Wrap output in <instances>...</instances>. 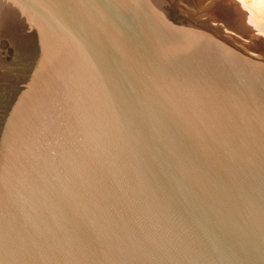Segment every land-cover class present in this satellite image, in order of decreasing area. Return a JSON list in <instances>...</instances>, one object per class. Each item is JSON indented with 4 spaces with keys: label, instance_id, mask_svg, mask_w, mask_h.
I'll use <instances>...</instances> for the list:
<instances>
[{
    "label": "water",
    "instance_id": "1",
    "mask_svg": "<svg viewBox=\"0 0 264 264\" xmlns=\"http://www.w3.org/2000/svg\"><path fill=\"white\" fill-rule=\"evenodd\" d=\"M0 27V264H264V60L165 0H0Z\"/></svg>",
    "mask_w": 264,
    "mask_h": 264
},
{
    "label": "bare ground",
    "instance_id": "2",
    "mask_svg": "<svg viewBox=\"0 0 264 264\" xmlns=\"http://www.w3.org/2000/svg\"><path fill=\"white\" fill-rule=\"evenodd\" d=\"M200 10V17L214 22L239 45L244 53L258 60H264V2L260 0H191ZM205 3V4H204ZM202 5V8L199 6ZM189 7V5H187ZM189 14L196 9L192 3ZM193 9V10H192ZM198 10V12H199ZM197 11V10H195ZM188 13V12H187ZM197 14V13H196ZM196 16V15H195ZM0 35L9 38V33L0 27ZM249 35V36H247ZM26 49L18 47L16 62L23 67L27 60ZM19 60V61H18ZM29 60V59H28ZM2 66L0 65V68ZM8 67V66H7ZM6 68V66H5ZM14 66L7 69L11 76ZM3 71L0 69V75ZM18 72V71H15ZM3 76V75H2ZM2 78V77H1Z\"/></svg>",
    "mask_w": 264,
    "mask_h": 264
},
{
    "label": "rangeland",
    "instance_id": "3",
    "mask_svg": "<svg viewBox=\"0 0 264 264\" xmlns=\"http://www.w3.org/2000/svg\"><path fill=\"white\" fill-rule=\"evenodd\" d=\"M168 4H170L173 8L179 10V11H186V12H189L190 11V8H193V7H190L191 6V3L192 5L196 8L195 4H193V2H191V0H165ZM260 1H263L264 0H260ZM205 4V3H204ZM204 4H201V6H199L200 8H202V5ZM189 5V7L187 6ZM183 9V10H182ZM193 10V9H192ZM197 10V11H195ZM194 10V14L191 12L190 15H196V16H199L200 14V10L199 8H196ZM199 10V12H198ZM197 13V14H196ZM249 36V35H247ZM13 57H14V52H13V49L12 47L10 46V42L9 40L7 39V37L5 36H1L0 35V65L2 66L0 69L3 71L1 74L3 75H0V93H4L5 91L8 92V89L11 86L15 87L14 84H10L11 82H8L7 80H9L6 76H9L7 73V64H10L12 61H13ZM6 66V68H5ZM13 66V65H12ZM11 66V67H12ZM2 77V78H1ZM17 81H19V83H30L33 78H26V79H16ZM5 92V93H6Z\"/></svg>",
    "mask_w": 264,
    "mask_h": 264
}]
</instances>
